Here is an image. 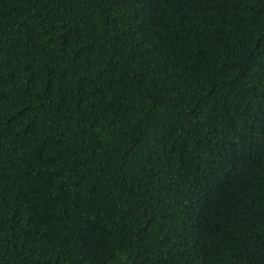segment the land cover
Returning a JSON list of instances; mask_svg holds the SVG:
<instances>
[{
  "label": "trees",
  "instance_id": "1",
  "mask_svg": "<svg viewBox=\"0 0 264 264\" xmlns=\"http://www.w3.org/2000/svg\"><path fill=\"white\" fill-rule=\"evenodd\" d=\"M0 264H264V0H0Z\"/></svg>",
  "mask_w": 264,
  "mask_h": 264
}]
</instances>
